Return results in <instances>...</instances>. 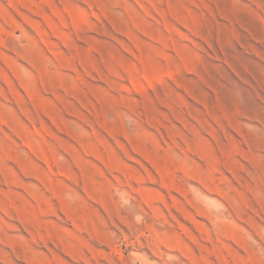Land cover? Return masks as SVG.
<instances>
[{
	"label": "rangeland",
	"instance_id": "1",
	"mask_svg": "<svg viewBox=\"0 0 264 264\" xmlns=\"http://www.w3.org/2000/svg\"><path fill=\"white\" fill-rule=\"evenodd\" d=\"M143 259L264 264V0H0V264Z\"/></svg>",
	"mask_w": 264,
	"mask_h": 264
},
{
	"label": "bare ground",
	"instance_id": "2",
	"mask_svg": "<svg viewBox=\"0 0 264 264\" xmlns=\"http://www.w3.org/2000/svg\"><path fill=\"white\" fill-rule=\"evenodd\" d=\"M143 261H144V264H151L150 261H147V260H144V259H143Z\"/></svg>",
	"mask_w": 264,
	"mask_h": 264
}]
</instances>
